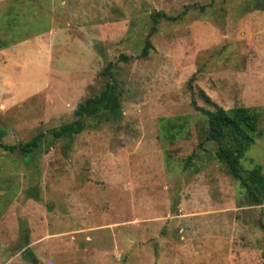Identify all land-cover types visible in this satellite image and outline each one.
<instances>
[{"label":"rangeland","instance_id":"rangeland-1","mask_svg":"<svg viewBox=\"0 0 264 264\" xmlns=\"http://www.w3.org/2000/svg\"><path fill=\"white\" fill-rule=\"evenodd\" d=\"M3 43L0 264H263L264 200L196 106L255 108L264 172V0H0ZM107 81L120 113L75 115Z\"/></svg>","mask_w":264,"mask_h":264},{"label":"trees","instance_id":"trees-1","mask_svg":"<svg viewBox=\"0 0 264 264\" xmlns=\"http://www.w3.org/2000/svg\"><path fill=\"white\" fill-rule=\"evenodd\" d=\"M157 13L156 15H159ZM155 14L153 18L155 20ZM175 18V17H172ZM155 30V25L151 31ZM8 43L0 44L6 46ZM150 41L147 39L141 51V56L148 54ZM196 108L206 117L207 130L205 139L216 143L214 156L219 161L225 163L232 176L237 179L247 190L250 200L254 204H260L264 200V172L259 165L247 171H243L239 165V159L244 154L248 146L254 141L258 123V113L255 108L237 106L228 109L221 107L215 110L206 109L201 106ZM107 112L105 118L115 117L120 113V103L113 83L107 81L104 89L92 97H88L75 109V115L96 116L98 113ZM105 114V113H104ZM83 120L76 119L73 122L62 124L57 130L52 131L55 138L67 135L71 136L81 132ZM43 134L34 136L25 145L20 146L23 152H31L39 144ZM17 145L8 146L9 150H14ZM264 230V223H262ZM264 264V250H263Z\"/></svg>","mask_w":264,"mask_h":264},{"label":"crops","instance_id":"crops-1","mask_svg":"<svg viewBox=\"0 0 264 264\" xmlns=\"http://www.w3.org/2000/svg\"><path fill=\"white\" fill-rule=\"evenodd\" d=\"M52 31H50V33H51ZM49 32H45V33H40V34H36V35H33V36H30L29 38H23V40H21L19 43H18V45L19 46H23V44H25V43H29V42H31L30 43V45L29 46H31V44H32V40H42V41H44V45L47 47V48H49V47H52L53 46V43H50L49 42V40H48V37H49V35L48 34H50ZM51 36V35H50ZM50 38V37H49ZM54 45L56 46V44L54 43Z\"/></svg>","mask_w":264,"mask_h":264}]
</instances>
